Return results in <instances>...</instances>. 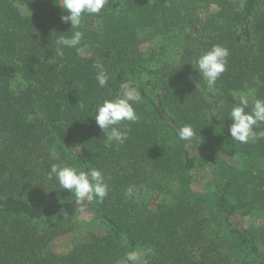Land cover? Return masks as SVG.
Wrapping results in <instances>:
<instances>
[{
	"label": "trees",
	"instance_id": "1",
	"mask_svg": "<svg viewBox=\"0 0 264 264\" xmlns=\"http://www.w3.org/2000/svg\"><path fill=\"white\" fill-rule=\"evenodd\" d=\"M56 2L0 0V264H120L131 250L147 253L142 264H264V235L245 223L264 213V139L241 143L228 131L234 93L264 99V0H108L84 15L80 44L62 57L56 41L73 30ZM175 32L184 37L178 62L163 48L145 56L144 39ZM215 44L230 55L210 102L193 66ZM97 62L109 75L103 88ZM122 87L140 92L139 120L108 146L95 109ZM188 124L195 135L181 141ZM233 154L243 161H228ZM61 162L101 169L108 195L77 204L48 179ZM144 186L163 196L155 209L132 196ZM76 214L101 231L55 253L53 243L78 229Z\"/></svg>",
	"mask_w": 264,
	"mask_h": 264
},
{
	"label": "clouds",
	"instance_id": "2",
	"mask_svg": "<svg viewBox=\"0 0 264 264\" xmlns=\"http://www.w3.org/2000/svg\"><path fill=\"white\" fill-rule=\"evenodd\" d=\"M107 3L108 0H58L56 2L62 12L67 13V15H61V21L70 22V29L73 30L71 36H60L57 39L56 55L62 57L64 48H75L80 44L84 33L79 29L84 15L100 13ZM229 55L226 47L215 44L196 59L193 67L199 70L208 86L212 87L226 71ZM94 68L99 86L105 87L109 75L103 63H95ZM233 95L234 98L238 96V102L232 106L229 113L232 123L228 131L231 138L241 143H247L250 139H264V130L254 131V128L264 124V99L255 98V90L251 89ZM142 100L137 89L122 87L116 96L106 98L97 104L94 120L106 136L108 146H111L112 142L123 144L128 138L131 124L139 120L133 105L141 103ZM249 107L250 111H248ZM121 122L129 123L121 127ZM177 135L181 141H190L195 135V130L190 124L183 125L177 129ZM49 155L55 160L60 158L54 146L49 149ZM48 179H54L61 189L68 190L71 195H74L77 204L92 201L94 198L102 201L108 195L105 174L95 167L85 171L83 168L63 162L52 164ZM131 192L132 189L129 188L127 193L131 194ZM120 264H142V257L137 250H131L125 254Z\"/></svg>",
	"mask_w": 264,
	"mask_h": 264
},
{
	"label": "rangeland",
	"instance_id": "3",
	"mask_svg": "<svg viewBox=\"0 0 264 264\" xmlns=\"http://www.w3.org/2000/svg\"><path fill=\"white\" fill-rule=\"evenodd\" d=\"M151 1H157L160 3H164L167 4L168 0H151ZM18 8L20 9V11L25 14L28 15L31 13V9L24 5V4H17ZM183 43H184V37L183 35L179 34V32H175L170 34L169 36H154L150 39H144L141 48L142 51L144 52L145 56H149L153 53H160L161 52V48H163L164 50H167L168 52L166 53L167 56V60L169 58L168 61H174V62H178V58L176 57V55H174V51L183 48ZM89 48L85 47L82 51V53H84V55L86 54V52L89 53ZM163 50V51H164ZM205 84H199L198 87L199 89L202 91V93L204 94L205 98L208 99L210 102L211 101H217L220 96L218 91H216L213 87H209L207 84V81H205ZM13 85L16 88H22L25 87L26 84L25 82L21 81V80H17V82L13 83ZM247 92V91H245ZM238 94V93H236ZM219 96V98H218ZM238 99V96L236 97ZM251 141V139H250ZM228 161L231 162H242V158L240 157V155H232V156H228ZM193 191L199 195V196H204L206 195V193L198 186H194L193 187ZM135 196L138 200L145 202L149 207L155 209L156 205L158 204V202L160 200H162L163 196L161 194H159L158 192L154 191V190H150L147 187H139L137 189H135V191L133 192L132 196ZM73 220L76 221L78 223V229L76 230V232H74L73 234H69V235H65L59 239H57L53 245H52V250L57 253V254H66L68 253L74 246V241H82L83 239H85V237L89 234V233H96V232H100V227L98 226V224L94 223L93 221H91L90 218L84 217L82 215H78L76 214V216H73ZM245 223L247 224V226H252L254 228L257 229V231L261 234L264 235V213H256V214H252L251 216H246L245 217ZM146 252L142 253L141 256L142 258V263L146 261Z\"/></svg>",
	"mask_w": 264,
	"mask_h": 264
}]
</instances>
